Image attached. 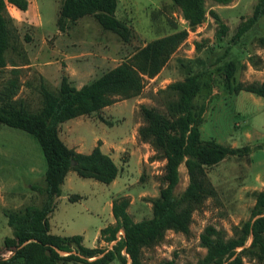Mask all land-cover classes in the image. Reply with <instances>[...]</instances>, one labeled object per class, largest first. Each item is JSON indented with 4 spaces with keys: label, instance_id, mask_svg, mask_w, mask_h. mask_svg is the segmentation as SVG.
Listing matches in <instances>:
<instances>
[{
    "label": "rangeland",
    "instance_id": "1",
    "mask_svg": "<svg viewBox=\"0 0 264 264\" xmlns=\"http://www.w3.org/2000/svg\"><path fill=\"white\" fill-rule=\"evenodd\" d=\"M29 2L27 13L7 5L15 30L6 52L7 66L0 67V89L17 76L20 87L15 98L31 111L43 105L42 87L57 91L64 75L79 88L129 61L148 43L187 31L161 71L147 77L139 96L118 99L100 111L61 123L60 137L69 147L89 153L101 140L104 152L113 156L120 172L110 184L83 178L76 171L68 173L49 221L54 234H80L88 247L111 248L115 242L97 238L101 228L114 220L111 203L115 199L129 198L128 211L134 221L151 218L152 200L165 185L166 159L161 149L140 138L139 129L146 125L141 106L166 114L168 103L177 98L168 86L199 73L202 90L196 103L207 107L200 126L202 139L236 147L248 145L251 150L248 155L230 156L207 168L217 194L206 198L193 212L189 233L167 230L162 240L143 249L141 261L200 264L206 254L201 244L205 228L212 225L233 236L235 228L249 220L256 194L264 185V97L246 90L230 91L220 69L233 61L237 64L233 84L248 86L264 81V17L239 33L257 0H232L227 4L204 0L205 18L194 27L173 0H118L116 15L131 32L127 41L104 29L91 15L61 31L57 20L63 0ZM210 10L217 12L227 26L224 35ZM46 168L42 148L32 134L0 124V257L10 255L17 245L7 213L43 203L45 194L33 186H46ZM180 172L176 193L188 185L185 165L180 166ZM72 195L81 198L71 200ZM244 264L264 261L245 257Z\"/></svg>",
    "mask_w": 264,
    "mask_h": 264
},
{
    "label": "trees",
    "instance_id": "2",
    "mask_svg": "<svg viewBox=\"0 0 264 264\" xmlns=\"http://www.w3.org/2000/svg\"><path fill=\"white\" fill-rule=\"evenodd\" d=\"M214 1L227 4L232 0ZM173 2L183 9L191 26L204 20V0ZM8 3L23 11L29 6L28 0H0V67L7 66L6 52L14 39L15 29L7 11ZM117 7L118 0H63L57 25L65 31L70 23L91 15L104 29L127 41L130 28L117 17ZM210 14L220 25V34L224 35L227 26L220 15L214 10H210ZM263 17L264 0H257L252 16L240 26L239 33ZM186 36L187 31H178L158 38L134 53L129 61L120 63L79 88L64 75L57 91L42 87L43 105L38 111L29 110L22 100L15 98L20 87L17 76L3 85L0 89V124L32 134L42 148L47 168L46 186H33L45 194L43 203L28 204L7 213L17 245L10 255L0 257V264H110L114 260H119L120 264H127L129 260L131 264H142L143 249L162 240L167 230L189 233L193 212L206 198L217 194L207 168L230 156L248 155L251 150L248 145L236 147L213 139H202L200 126L207 107L204 103H196L202 90L199 73L189 74L168 86L177 98L168 103L166 114L153 107L141 106L146 125L139 129L140 138L161 149L166 159L165 185L161 187L159 196L152 200L151 218L134 221L128 211L129 198L115 199L112 203L115 222L102 228L98 238L108 243L115 242L111 248L88 247L80 234H54L49 221L70 171L106 184L112 183L120 172L115 160L102 150L101 140L89 153L69 147L60 137L61 123L100 111L118 99L139 96L147 77L152 78L161 71ZM261 42L264 44V36ZM220 69L230 91L246 90L264 97V81L248 86L233 84L236 62H228ZM182 164L187 171L188 185L176 193ZM79 198L80 195L70 196L71 200ZM201 244L206 248V254L200 264H244L245 257L264 261V186L256 194L249 220L236 227L233 236L209 225L201 235ZM165 264H174V260Z\"/></svg>",
    "mask_w": 264,
    "mask_h": 264
},
{
    "label": "crops",
    "instance_id": "3",
    "mask_svg": "<svg viewBox=\"0 0 264 264\" xmlns=\"http://www.w3.org/2000/svg\"><path fill=\"white\" fill-rule=\"evenodd\" d=\"M28 2H29V0H28ZM29 4H30V2H29ZM9 6H10V7H14V8L17 9V7L14 6L13 4H10V3H9ZM20 11H21V10H20ZM23 12H26V13L29 12V6H28V9L25 10V11H23ZM109 106H110V105H109ZM107 107H108V106H107ZM105 108H106V107H105ZM103 146H104V145L102 144V145H101L102 150H103ZM103 151H104V150H103ZM107 154H109V155L113 158V156H112L110 153L107 152ZM70 172H71V171H70ZM70 172H69V173H70ZM118 176H119V175H118ZM66 177H67V176H66ZM65 179H66V178H65ZM115 180H116V179H115ZM115 180H114V181H115ZM114 181H113V182H114ZM263 186H264V185H263ZM260 190H261V189H260ZM111 208H112V203H111ZM113 217H114V216H113ZM114 222H115V219H114L113 221H111L110 224H112V223H114ZM50 226H51V225H50ZM101 229H102V228H101ZM52 233H53V232H52ZM83 238H84V237H83ZM98 238H99V236H98ZM98 238H97V239H98Z\"/></svg>",
    "mask_w": 264,
    "mask_h": 264
},
{
    "label": "water",
    "instance_id": "4",
    "mask_svg": "<svg viewBox=\"0 0 264 264\" xmlns=\"http://www.w3.org/2000/svg\"><path fill=\"white\" fill-rule=\"evenodd\" d=\"M73 164H74V162H73Z\"/></svg>",
    "mask_w": 264,
    "mask_h": 264
}]
</instances>
